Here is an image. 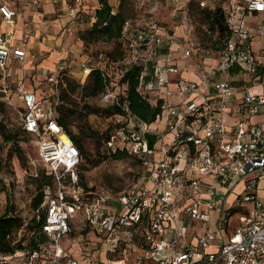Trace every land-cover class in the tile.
<instances>
[{"label":"built area","instance_id":"2783aa9c","mask_svg":"<svg viewBox=\"0 0 264 264\" xmlns=\"http://www.w3.org/2000/svg\"><path fill=\"white\" fill-rule=\"evenodd\" d=\"M186 1L167 0L173 14ZM66 2L68 34L76 17L87 10L82 0ZM223 7L230 36L221 50L188 38L178 48L179 55L169 47L156 58L149 82L143 83L140 76L141 91L161 100V112L153 123L137 122L126 100L110 90L100 94L102 100L121 108L109 116L119 117L105 142L109 150H126L150 168L148 182L143 179L116 197L79 184L80 151L57 121L62 102L57 83L66 68L64 59L60 57L53 70L38 69L40 82L54 89L47 94L36 84V90H28L23 68L13 73L10 61L24 60L30 30L24 29L15 42L11 29L0 30V100L16 112L20 129L33 136L39 161L54 187L53 192L50 186L43 187L41 231L46 239L31 248L0 251V264H78L60 243L78 218L99 235L106 251L124 245V257L118 262L105 259L97 264H129L126 252L130 255L131 250L133 264H264V17L254 35L245 19L247 11L264 12V0H233ZM16 14L10 0H0L2 20L10 22ZM164 37L172 43L173 34L153 21L126 18L120 31L127 60L133 62L154 58ZM189 57L195 58L192 80L181 77L175 63ZM90 70L85 66L82 75ZM15 75L11 90L8 82ZM172 76L174 90L169 88ZM238 183L243 189L228 205L225 199ZM211 209L219 211L218 232L209 230ZM231 215L237 218L232 229ZM184 219L186 226L201 222L202 232L188 236L187 227L178 225ZM21 228L13 242L20 239ZM133 232L140 235L136 242Z\"/></svg>","mask_w":264,"mask_h":264},{"label":"rangeland","instance_id":"374dc122","mask_svg":"<svg viewBox=\"0 0 264 264\" xmlns=\"http://www.w3.org/2000/svg\"><path fill=\"white\" fill-rule=\"evenodd\" d=\"M16 1L21 6L26 5L31 0H10L12 3ZM40 1V0H38ZM45 1V0H42ZM111 3H117L118 0H109ZM224 0H219V3ZM90 5L92 7V12L89 14V18H85L84 22L89 25L90 18L93 13L94 7L97 4V0H91ZM132 12L129 16L131 19L142 23L144 21H153L156 24L162 25L168 33H172L173 26L175 24H183L185 35H191L192 37L200 40L204 44H207L209 39L207 34L203 30V21L200 19L199 11L196 7L195 1L192 2V7H186L183 10H177L173 14V5L169 4L167 0H131ZM113 5V4H112ZM117 7V6H116ZM87 8V7H86ZM88 11V10H87ZM185 37L182 40V46H185ZM64 51L68 53V60L66 61V68L58 77L57 88L59 89V97L62 101L60 105L70 106L74 102H78L79 97L76 93H71L68 86H66V81L71 80L77 84H84L86 82V75H82V69L85 66L93 65L95 62L100 61L98 57L99 50H109L112 44L106 42H98L94 45H84L78 35L73 33L65 34L62 37ZM66 44L64 45V43ZM181 59V58H180ZM194 59V58H193ZM191 61L192 58L186 59ZM193 62V61H191ZM57 64L53 68H46L53 70L58 67ZM13 68H17V65H13ZM41 70H37L34 73V79H30L31 82L36 83L38 89L41 92H50L51 84L46 81L40 82L42 76ZM40 82V84H38ZM34 85V84H33ZM33 90V87L29 88ZM61 90H65L64 98H61ZM38 93V91H37ZM1 96V93H0ZM240 95L237 96V98ZM90 104L101 106L104 104L99 99H89ZM17 103V102H16ZM88 124L93 130L98 133V136H103L105 130L109 129L112 125L114 126L119 117L112 116L105 118L101 114H90L86 117ZM0 120L8 131H16L18 133V144L19 152H21L22 160L19 161L15 155L10 157L8 151L10 150V144L2 142L0 140V214L5 210L7 204L12 206L11 212L13 215L19 216L24 222H30V219L40 211L34 210L31 206V199L36 192L35 180L31 175L35 172V169L41 170L43 165L40 163L37 147L34 144V138L32 135L27 134L19 130L18 115L16 112L8 107H4V110H0ZM71 123V129L77 133L78 124L80 120L73 119ZM100 145V152L105 154L109 148L104 143ZM93 140L88 139L85 141V148L87 153L93 156L94 147ZM92 158V157H91ZM97 158V157H96ZM95 158V159H96ZM150 168L146 169L143 167L141 161L135 158L132 154L127 153L123 158L113 159L111 157H104L96 165L87 164L83 158V163L79 166V176L81 180L88 187H94V190L98 192H104L111 197H116L118 194L130 191L136 184L144 179L146 182L150 179L149 174ZM236 180V179H234ZM243 185L238 183L231 193L226 197V203L229 205L232 201V196H237V194L243 189ZM54 187H51V192H53ZM42 204L41 208H43ZM219 217V211L217 209H211L209 211V230L212 232H218L219 227L217 225V219ZM236 216H229L228 226L233 228L236 222ZM188 219L178 221L179 227L182 229L187 227L186 224ZM200 225L198 223H192V228ZM131 232L132 227L128 228ZM31 231L27 229L26 226L21 228L20 238L25 237L23 244H27L28 238L31 236ZM135 237L133 240L136 242L139 240V233H134ZM221 237L220 234L217 236ZM61 245L67 248L73 256L78 260V264H97L100 260L110 259L112 261L118 262L119 259L124 257L123 248L124 245L119 244L114 252L106 251L102 246V239L99 235L95 234L93 230L82 223L78 218L74 220L71 224V230L69 234L60 240ZM138 252V251H137ZM127 254V260L129 264H133L134 252L131 250V254Z\"/></svg>","mask_w":264,"mask_h":264},{"label":"trees","instance_id":"16d2710c","mask_svg":"<svg viewBox=\"0 0 264 264\" xmlns=\"http://www.w3.org/2000/svg\"><path fill=\"white\" fill-rule=\"evenodd\" d=\"M70 1V0H68ZM98 5L94 7L90 18V24L87 25L84 19L89 18V12L80 13L72 27V33L78 35L80 41L84 45H94L98 42H106L112 44L109 50H99L98 57L100 61L91 64L90 72L86 76L84 84H77L71 80L66 81V86L71 93H76L79 97L78 102L70 104V106L59 105L57 121L64 128L67 134L71 137L74 144L78 147L81 154V162L83 158L87 164L96 165L104 157L113 159L123 158L128 152L126 150H107L106 153L100 152L101 143H105L114 129L112 125L105 130L103 136H98V133L88 124L86 117L90 114H101L105 118L121 112L120 106L102 100L100 94L105 90L117 94L121 99L126 100L131 114L140 123H153L161 112V100L153 96L150 92L143 93L140 89V76L143 83L150 81L155 70V60L161 55H165L170 46V39L163 38L162 44L159 47L158 53L154 58L145 62L128 61L126 50L120 40V31L122 24L126 18H130L132 12L131 0H118L116 8L109 0H97ZM195 1L199 11L200 19L203 21V30L209 39L207 44L202 45L210 47L213 51H219L223 47V40L230 36V30L225 22V9L223 3L219 0H213L206 5L200 6L199 0H187L178 10H183L187 6L192 7V2ZM92 8V7H91ZM167 40V42H166ZM200 42V40L197 39ZM65 90H61V98H64ZM89 99H99L101 106L90 104ZM8 105L0 100V110H4ZM80 120L78 124V132L75 133L70 125L73 119ZM19 130H21L19 128ZM22 131V130H21ZM23 132V131H22ZM16 131L6 130L2 120H0V140L10 144L8 153L10 157L15 155L21 161L22 155L19 152V138ZM93 140L94 152L93 156L87 153L85 141ZM92 157V158H91ZM97 157V158H96ZM96 158V159H95ZM79 184L85 190H93L94 187L86 186L79 176ZM35 180L36 192L31 199L32 208L40 211L37 217L33 216L30 222H24L19 216L13 215L11 212L12 206L7 204L5 210L0 214V251L4 253L12 252L15 249L29 246L33 247L37 242L44 241L45 234L41 231V225L45 219V209L41 208L44 191L43 187L48 185L53 187V179L47 173L45 168L36 169V175H33ZM31 231V236L27 240V244H23L25 239L22 236L17 242H13V236L17 229L23 225ZM7 235H12L8 238Z\"/></svg>","mask_w":264,"mask_h":264},{"label":"crops","instance_id":"0c3cea01","mask_svg":"<svg viewBox=\"0 0 264 264\" xmlns=\"http://www.w3.org/2000/svg\"><path fill=\"white\" fill-rule=\"evenodd\" d=\"M90 1L91 0H82V4L83 7H87L86 10H88V12L91 14L92 8ZM229 1L233 0H224L222 3L225 5ZM109 2L111 3V1ZM66 3V0H40L36 3L31 0L26 5L21 6L16 1H13L12 4H14V6L17 8V14L14 19L10 22H6L0 18V30L11 29L13 31L14 42L19 36H21V33L24 29L30 30L31 37L24 60L22 62L15 59L10 61V66L13 73L16 74L20 68H23L26 81L25 86L28 90H30V87H33V90H36V83L30 81L31 78L34 79L35 71L41 67H55L58 64L60 57L64 59L65 63L68 60V53L64 51L61 52L59 49L60 46L61 50H64L65 48L64 46L62 47V37L67 34L64 30V24L67 21L65 8ZM111 4H113V7L116 8L117 3L114 2ZM263 17L264 12L247 11L245 13L246 22L250 26L251 33L253 35L256 34L257 31L256 25ZM182 25L183 24H175L172 29L173 41L169 47L175 50L176 55H179V49L182 47V40H184V36H186L185 45L187 44L188 38H194L191 35H185ZM259 43V38L256 37L253 41L254 46L257 47ZM65 44L66 42L64 45ZM189 58L191 59L192 57ZM186 59L188 58H177L175 60V63L178 65L180 70V76L189 80L195 79V58H192L191 61L193 62L187 61ZM13 65H17V68L14 69ZM15 78L16 75L8 82L11 90H13L15 86ZM174 79L175 76H172L173 82L169 85L171 90L176 89ZM176 98L177 96H174V99ZM230 193L232 195V192ZM233 200L234 196H232V201ZM193 223H198L200 225L195 226V229L192 228V223L189 224L190 226L187 225L186 233L188 236H192V238H194L195 235L201 233L203 230V224L201 222L195 221ZM215 244H217V242H215Z\"/></svg>","mask_w":264,"mask_h":264}]
</instances>
